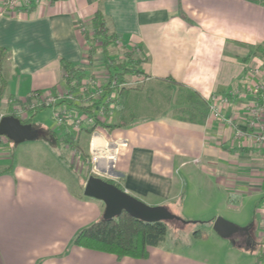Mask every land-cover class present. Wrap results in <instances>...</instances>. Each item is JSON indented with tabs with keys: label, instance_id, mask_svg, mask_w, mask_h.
I'll return each instance as SVG.
<instances>
[{
	"label": "crops",
	"instance_id": "1",
	"mask_svg": "<svg viewBox=\"0 0 264 264\" xmlns=\"http://www.w3.org/2000/svg\"><path fill=\"white\" fill-rule=\"evenodd\" d=\"M1 5L0 47L11 54L1 115H11L12 103L33 90L64 88V60L105 82L109 59L134 49L144 80L118 93L106 125L81 133L88 146L98 138L92 156L98 155L93 160L103 174L97 175L150 205L178 203L181 211L194 188L200 192L205 185L232 197L257 192L264 199V148L252 147L235 126L205 119L203 103L230 96L226 116H239V129L250 131L243 106L253 100L264 105V92L255 95L243 79L264 69V0H58L13 14ZM99 8L121 38L104 61L98 63V55L91 63L82 22ZM14 151L0 136V264H264L262 218L257 238L251 229L247 240L229 239L232 246L216 240L218 252L209 257L168 242L146 258L118 259L75 246V235L103 217L104 202L84 194L87 177L61 152L59 161L38 152L17 161ZM254 244L260 252L246 253Z\"/></svg>",
	"mask_w": 264,
	"mask_h": 264
},
{
	"label": "trees",
	"instance_id": "2",
	"mask_svg": "<svg viewBox=\"0 0 264 264\" xmlns=\"http://www.w3.org/2000/svg\"><path fill=\"white\" fill-rule=\"evenodd\" d=\"M82 30L88 46V60H90L91 63L94 62V58L100 53L103 55H109L112 48L120 42V35L109 26L106 15L101 8L95 12L88 22H82ZM10 55V51L7 48L0 47V94L4 92L7 84L5 64ZM62 63L64 70L63 83L65 88L76 91L87 77L92 76V73L88 72L89 69L83 65H75L65 60ZM106 69L108 70L109 76L107 85L104 88L106 96L112 93L120 94L121 90L125 89L127 85L120 87L118 85L126 83L129 76L144 74L142 59L135 55L134 49L133 51L127 50L125 52V58L109 59L108 63H106ZM114 81L117 82V86L112 85ZM104 100L105 98L102 101L95 100L87 106L77 105L85 113L95 114L96 107L101 103H104ZM62 102L64 103L66 101ZM69 103L74 104V102ZM203 103H205L206 110L204 112V117L205 119H208L210 115V101L204 99ZM43 108L46 107L42 106L29 109L26 118H21V120L23 123H32V118ZM102 123L103 122L98 121L96 125L89 128L86 132L92 134L98 126L102 125ZM104 125H106L105 122ZM57 129L59 132L64 131V136H61L58 140L59 147L64 145L69 149L80 151L81 157L85 158L83 159L84 161L86 158L90 157L84 144L80 141V138H76V132L73 127L61 125L57 126ZM51 132L57 135L56 128ZM114 184L121 187L118 183ZM193 223H206L212 226L213 220L201 222L195 221ZM171 224L172 222L168 221L146 222L131 216L127 212H123L121 215L111 219H104L101 217L99 220L83 227L75 235L73 244L75 246L99 252L114 254L118 259L125 257L146 258L152 247H159L169 242ZM193 234L199 238H207L209 236L207 231L203 229H196Z\"/></svg>",
	"mask_w": 264,
	"mask_h": 264
},
{
	"label": "rangeland",
	"instance_id": "3",
	"mask_svg": "<svg viewBox=\"0 0 264 264\" xmlns=\"http://www.w3.org/2000/svg\"><path fill=\"white\" fill-rule=\"evenodd\" d=\"M118 46V45H116ZM116 49L115 51L119 55L121 53ZM102 58H97V62L101 63L105 59L103 54H99ZM105 75V71H99ZM129 78V77H128ZM141 85V84H140ZM138 86V85H136ZM22 95H17L20 98ZM32 124L38 132L37 138L33 140H26L22 143H15L10 140V143L15 147V157L17 161L28 158L26 155L30 152L40 153L39 155L46 156L49 160L55 159L59 161V155H64L69 167L80 172L84 177H88L92 174L102 173L96 167L92 156V152L89 149L88 142H82L90 157L84 161L81 157L80 151L75 149H69L62 145L58 146V140L61 138L60 132L57 129L56 122L52 117V108L46 107L37 112L32 118ZM56 128L57 135L51 131ZM97 141L98 138L96 137ZM96 139H94V146L96 145ZM81 141V139H80ZM38 155V156H39ZM57 155V156H56ZM92 158V159H91ZM84 164V166H83ZM100 163L99 165H101ZM103 174V173H102ZM105 174V173H104ZM86 179H83V187L85 188ZM192 196L189 198L187 208L181 211L177 204L170 205V209L174 214L187 221H211L217 217H223L240 227H249L252 229V233L257 238L259 232V225H261V218L263 212L264 199L260 197L257 192H253L251 195L246 193L228 196L222 189L213 188V186H204L202 191L193 190ZM142 200V199H141ZM144 201V200H142ZM147 203L148 201H144ZM148 204V203H147ZM205 205H207L205 207ZM202 207H205L202 209ZM196 209V210H195ZM196 229L206 230L209 236L207 238H199L194 236L193 232ZM217 241L220 243H228L232 246L231 240L220 238L214 230L211 229L210 224L193 223L190 222L187 225H183L181 222L174 221L171 224V231L169 234L170 246H177L180 250L185 249L187 252H195L199 250L203 256L209 257L213 252L217 253ZM193 248V249H191ZM191 249V250H190ZM246 249V248H245ZM261 248L259 244H254L252 249L245 250L246 253H254V255L260 252ZM188 251V252H189Z\"/></svg>",
	"mask_w": 264,
	"mask_h": 264
},
{
	"label": "built area",
	"instance_id": "4",
	"mask_svg": "<svg viewBox=\"0 0 264 264\" xmlns=\"http://www.w3.org/2000/svg\"><path fill=\"white\" fill-rule=\"evenodd\" d=\"M58 0H1L2 12L13 14V13H26L32 8L39 6L43 3ZM261 75L264 76V69L260 66L250 71L243 81L250 86L255 95H259L264 92V79H261ZM256 80H259L255 82ZM144 80L140 75H135L131 82L118 85H138ZM108 81H97L94 78L87 77L80 85L79 89L72 91L68 88L56 89V90H33L25 99H20L12 103L13 113L17 117L26 118L27 111L36 107H50L52 108V117L56 122V126L64 125L66 127H73L76 132V138L81 137V133L86 132L89 128L96 125L99 122H105L107 113H110L118 100V94L112 93L108 96L105 94V86ZM112 85L117 86V82H113ZM96 107V113H85L78 105H90L95 100H103ZM66 101V102H62ZM69 102H74L71 104ZM11 103V102H10ZM78 104V105H77ZM232 99L230 96L217 95L214 96L210 102V115L208 119H216L222 123H227L231 126L237 127V135L244 137L252 147L263 149L264 148V105L259 104L256 101H252L243 106L248 113V125L250 131H241L235 118L239 116L230 117L226 116V107L231 106ZM5 116L0 114V119ZM250 116V117H249ZM99 127V126H98ZM97 127V128H98ZM96 128V130H97ZM68 130V129H67ZM95 130V131H96ZM94 131V132H95ZM93 132V133H94ZM94 147L93 136L90 139V148L92 151ZM93 153V151H92ZM98 155L94 156L93 159L97 160ZM262 220L264 226V204H263Z\"/></svg>",
	"mask_w": 264,
	"mask_h": 264
},
{
	"label": "water",
	"instance_id": "5",
	"mask_svg": "<svg viewBox=\"0 0 264 264\" xmlns=\"http://www.w3.org/2000/svg\"><path fill=\"white\" fill-rule=\"evenodd\" d=\"M0 136H5L15 143H22L26 140L37 138L38 132L32 123H23L15 115H5L0 119ZM84 194L104 202V219H111L121 215L123 212H127L131 216L146 222L178 221L183 225H187L190 222L174 214L168 206L147 204L97 174H92L88 177ZM213 229L222 238L233 241L234 235L239 232H246L251 235L249 227H240L223 217H217L214 220Z\"/></svg>",
	"mask_w": 264,
	"mask_h": 264
},
{
	"label": "flooded vegetation",
	"instance_id": "6",
	"mask_svg": "<svg viewBox=\"0 0 264 264\" xmlns=\"http://www.w3.org/2000/svg\"><path fill=\"white\" fill-rule=\"evenodd\" d=\"M240 237L244 238V240H247V239H245L247 237V233L246 232H239V233L234 235V239L235 238H240Z\"/></svg>",
	"mask_w": 264,
	"mask_h": 264
}]
</instances>
